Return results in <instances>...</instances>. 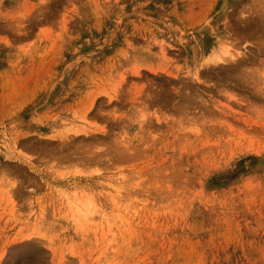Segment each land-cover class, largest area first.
<instances>
[{
    "label": "rangeland",
    "instance_id": "1",
    "mask_svg": "<svg viewBox=\"0 0 264 264\" xmlns=\"http://www.w3.org/2000/svg\"><path fill=\"white\" fill-rule=\"evenodd\" d=\"M0 264H264V0H0Z\"/></svg>",
    "mask_w": 264,
    "mask_h": 264
}]
</instances>
